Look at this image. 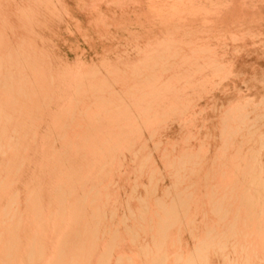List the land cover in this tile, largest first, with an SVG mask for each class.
<instances>
[{
	"label": "bare ground",
	"instance_id": "1",
	"mask_svg": "<svg viewBox=\"0 0 264 264\" xmlns=\"http://www.w3.org/2000/svg\"><path fill=\"white\" fill-rule=\"evenodd\" d=\"M263 138L264 0H0V264H264Z\"/></svg>",
	"mask_w": 264,
	"mask_h": 264
},
{
	"label": "rangeland",
	"instance_id": "2",
	"mask_svg": "<svg viewBox=\"0 0 264 264\" xmlns=\"http://www.w3.org/2000/svg\"><path fill=\"white\" fill-rule=\"evenodd\" d=\"M240 110V109H239ZM241 112V111H240ZM243 139V138H242ZM242 139H241V141H242ZM263 143H264V138H263V142L261 143L262 145H263ZM261 145V147H262V152H261V154H263L262 155V158L261 157H259V159L261 160V161H264V149H263V147L264 146H262ZM242 146L244 147V149L246 150L247 149V151L249 150L250 152L251 151H255V152H258V144L256 143V142H254V140H252V138H251V140L249 141V143H248V141H247V143H246V141H245V143H244V145H243V143H242ZM254 147V148H253ZM248 151V152H249Z\"/></svg>",
	"mask_w": 264,
	"mask_h": 264
}]
</instances>
